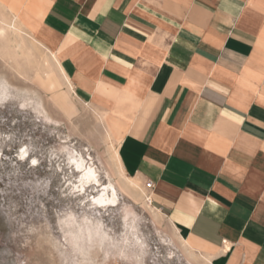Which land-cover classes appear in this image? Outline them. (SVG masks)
<instances>
[{
    "label": "crops",
    "instance_id": "0c3cea01",
    "mask_svg": "<svg viewBox=\"0 0 264 264\" xmlns=\"http://www.w3.org/2000/svg\"><path fill=\"white\" fill-rule=\"evenodd\" d=\"M0 1L55 62L63 82L39 76L61 106L73 91L120 133L186 251L264 264V0Z\"/></svg>",
    "mask_w": 264,
    "mask_h": 264
},
{
    "label": "rangeland",
    "instance_id": "374dc122",
    "mask_svg": "<svg viewBox=\"0 0 264 264\" xmlns=\"http://www.w3.org/2000/svg\"><path fill=\"white\" fill-rule=\"evenodd\" d=\"M49 70L63 82L33 33L9 7H0V264H79L83 256L66 231L71 214L82 227L86 217L101 220L121 244L127 235L128 246L107 240L99 246L82 228L85 264H209L185 250L165 215L149 207L148 194L134 199L125 192L114 159L120 133L73 91L68 101L73 111H66L39 76ZM71 152L97 170L100 184L88 186L85 195L73 188L82 171L70 161ZM109 182L117 188L119 204L90 209L91 198ZM137 236L142 245H136Z\"/></svg>",
    "mask_w": 264,
    "mask_h": 264
},
{
    "label": "bare ground",
    "instance_id": "6f19581e",
    "mask_svg": "<svg viewBox=\"0 0 264 264\" xmlns=\"http://www.w3.org/2000/svg\"><path fill=\"white\" fill-rule=\"evenodd\" d=\"M12 6L13 5H10V4H6L2 1H0V7H9L10 8V11L12 12L13 16L15 18H17L18 16L16 15L15 11L12 9ZM15 13V14H14ZM17 21V20H16ZM18 24V23H17ZM19 26V25H18ZM3 29V28H2ZM1 29V30H2ZM29 35V34H28ZM45 117L50 120V117L45 115ZM46 119V120H47ZM111 138V137H110ZM27 155V151H24L22 153V157L25 158ZM78 157V156H77ZM72 152L70 154V161L73 162L76 167L82 171V175L80 176V184H76L75 188L76 190L75 191H81V193H84L85 195V191H87V187L94 183H97L98 185L100 184V180L98 178V174H97V170L89 165V164H85V160L82 156H80L79 158H77ZM114 159L117 163V166L119 168V172L120 174L124 177L125 181L123 182V189L125 190V192L130 196V198H134V199H138L139 197H141L142 193L143 194H147L145 189L139 184L137 183L135 180H133L132 178L128 177L126 175V173L124 172V170L122 169V166L119 162V158H118V151H116L114 153ZM37 162V160H35ZM74 186V185H73ZM148 186V185H147ZM148 196V201H149V207L153 210H158L156 209L154 206L151 205V196L147 195ZM118 192H117V188L116 186L112 183V182H109L107 185H105L97 195H94L93 198H91V201H89V208L90 209H94V210H97V209H100V208H107V207H113V206H117L119 204V198H118ZM132 214V211H130V209H128L125 213V222L126 224H128V219H129V216ZM91 215V214H90ZM61 218V216H60ZM59 218V219H60ZM84 219V218H83ZM86 220V226L82 227V225H76L78 223V220L77 218L75 217V214H71L70 217L65 221V223L67 225H70V227L66 230L68 233L72 234L73 235V239H72V242L76 248V250L78 251V253L80 255L83 256V259L80 260L79 262V259H78V262L79 264H85L86 261H84L87 257L86 255L88 254L86 251H85V247L83 245V237L84 236H81V233L80 232H83L82 231V228H85V230L87 231V235H88V238L90 239V241H99L98 242V245L101 246L104 241H108L112 246H128L127 243H128V239H127V235L126 237L123 239V243L121 244L120 241L116 240L113 236H111V234L102 227V222L101 220H98L96 221L95 223L90 220L89 217H86L85 218ZM81 222V221H80ZM62 223V222H61ZM74 225V227L72 226ZM71 226L73 228H71ZM106 226V225H105ZM99 232H102V234L100 235V238L99 240L96 239V235L99 234ZM66 235V234H65ZM84 235V234H83ZM86 236V235H85ZM72 237V236H71ZM87 240V239H86ZM71 242V243H72ZM89 242V241H88ZM136 245H142L143 244V241H141V238L140 237H136ZM94 243V242H93ZM106 243V242H105ZM88 245H86L87 247ZM186 246V245H184ZM91 247V246H90ZM89 248V247H88ZM122 248V247H121ZM187 248V247H186ZM74 249V248H73ZM188 250V249H187ZM191 250V249H190ZM189 251V250H188ZM77 253V252H76ZM190 253V252H189ZM192 254H194L192 252ZM202 256V255H201ZM68 257V256H67ZM208 257H206L207 259ZM88 263V262H87Z\"/></svg>",
    "mask_w": 264,
    "mask_h": 264
},
{
    "label": "built area",
    "instance_id": "2783aa9c",
    "mask_svg": "<svg viewBox=\"0 0 264 264\" xmlns=\"http://www.w3.org/2000/svg\"><path fill=\"white\" fill-rule=\"evenodd\" d=\"M147 185H148V187H152L153 184H152V182H148ZM151 203H152V199H151Z\"/></svg>",
    "mask_w": 264,
    "mask_h": 264
},
{
    "label": "snow or ice",
    "instance_id": "6c2138e0",
    "mask_svg": "<svg viewBox=\"0 0 264 264\" xmlns=\"http://www.w3.org/2000/svg\"><path fill=\"white\" fill-rule=\"evenodd\" d=\"M33 163H35V161H33Z\"/></svg>",
    "mask_w": 264,
    "mask_h": 264
}]
</instances>
